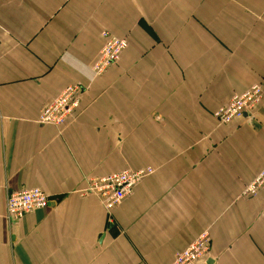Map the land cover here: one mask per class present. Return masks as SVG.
<instances>
[{
  "label": "crops",
  "instance_id": "1",
  "mask_svg": "<svg viewBox=\"0 0 264 264\" xmlns=\"http://www.w3.org/2000/svg\"><path fill=\"white\" fill-rule=\"evenodd\" d=\"M127 39L95 76L102 33ZM83 87L65 127L42 126ZM264 90V0H0V264H172L202 232L199 264H264V97L228 125L214 114ZM153 168L108 213L89 178ZM50 198L12 227V192Z\"/></svg>",
  "mask_w": 264,
  "mask_h": 264
},
{
  "label": "built area",
  "instance_id": "2",
  "mask_svg": "<svg viewBox=\"0 0 264 264\" xmlns=\"http://www.w3.org/2000/svg\"><path fill=\"white\" fill-rule=\"evenodd\" d=\"M102 37L105 42L92 66V71L97 77L118 64L129 46L127 39L118 38L108 31H104ZM83 92L81 85L68 86L42 110L38 123L42 126L65 127L79 107ZM263 97V87L255 84L244 94L233 96L228 104L217 110L214 118L219 125L231 124L256 110ZM153 174V168H143L113 173L101 178H89L86 187L80 190L79 194L83 197H97L105 210L111 214L115 208L132 196L134 189L145 178ZM261 193H264V169L245 186L241 196L255 198ZM51 201V198L39 188L12 192L6 201L8 224L12 227L28 214L36 210L48 209ZM211 247V237L207 231H204L186 249L176 255L172 264H199L211 254Z\"/></svg>",
  "mask_w": 264,
  "mask_h": 264
}]
</instances>
